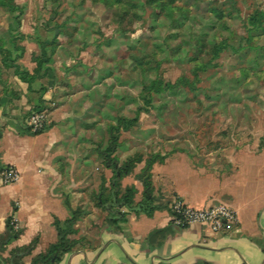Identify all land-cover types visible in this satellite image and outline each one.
<instances>
[{
  "label": "rangeland",
  "instance_id": "obj_1",
  "mask_svg": "<svg viewBox=\"0 0 264 264\" xmlns=\"http://www.w3.org/2000/svg\"><path fill=\"white\" fill-rule=\"evenodd\" d=\"M50 91L99 148L139 115L115 160H264V0H0V117Z\"/></svg>",
  "mask_w": 264,
  "mask_h": 264
},
{
  "label": "crops",
  "instance_id": "obj_2",
  "mask_svg": "<svg viewBox=\"0 0 264 264\" xmlns=\"http://www.w3.org/2000/svg\"><path fill=\"white\" fill-rule=\"evenodd\" d=\"M49 94L41 98L47 126L40 134L0 117V168L18 172L15 183L0 186V239L9 226L16 234L0 241V264H264V160L228 155L202 166L178 152L157 161L149 174L152 205L159 208L150 215L137 210L145 199L140 176L147 160L135 161L116 183L117 200H130L116 208L122 214L116 222L104 203L112 201L116 168L128 161L114 159L116 167L106 161L108 146L85 139L89 132L78 124L73 130L70 115L57 107L59 94ZM35 104L22 100L19 111L33 112ZM116 154L118 147L112 159ZM176 201L195 210L225 204L237 223L217 234L197 224L178 227ZM74 212L79 215L68 230ZM60 231H67L68 251L47 259Z\"/></svg>",
  "mask_w": 264,
  "mask_h": 264
},
{
  "label": "built area",
  "instance_id": "obj_3",
  "mask_svg": "<svg viewBox=\"0 0 264 264\" xmlns=\"http://www.w3.org/2000/svg\"><path fill=\"white\" fill-rule=\"evenodd\" d=\"M23 126L31 133H42L46 129L44 112L33 111L24 119ZM18 172L13 167L0 168V186L15 183ZM174 214V224L178 227H188L194 224L208 227L213 233H222L231 229L237 223V214L231 207L220 204L204 210H195L176 201L171 207Z\"/></svg>",
  "mask_w": 264,
  "mask_h": 264
},
{
  "label": "trees",
  "instance_id": "obj_4",
  "mask_svg": "<svg viewBox=\"0 0 264 264\" xmlns=\"http://www.w3.org/2000/svg\"><path fill=\"white\" fill-rule=\"evenodd\" d=\"M17 72L20 71V67L19 65H15ZM23 72V71H22ZM37 74V72H35ZM36 74H31L29 71H24V75L22 74V76H24V78H22V81L27 82L28 84H32L35 82V80L38 79V77L36 76ZM21 75V74H20ZM39 111H41V108H39ZM139 123V115H137L135 118L131 119V120H126V119H121L118 122L117 126H114L110 129V140L108 143V148L105 152V159L106 161H109L113 166H117V162L114 161V159H112V154L115 153L118 145V140H119V136L120 133L122 132H128L130 131L132 128L136 127ZM36 134H40V133H36ZM0 137H1V133H0ZM157 161L159 162H163L164 158H160V157H152L150 159H148L146 161V167L142 173V175L140 176V180L142 181L143 185H144V202L137 208L138 211H142V209H145V212L150 215L152 213L153 210L158 209L159 207H154L152 205V184H151V176L149 174V169L151 168V166L156 163ZM133 162L135 161H129L127 162L123 167L120 168H116V177L113 181V191L116 189L117 192L114 193V195L112 194V201L113 198H116L117 200V196H118V187H117V182L119 181L117 174H120V177L125 174L126 172H129L133 166ZM124 201H118L117 203H125L124 207H128L130 206V200L127 199V197L123 198ZM110 202H106L104 204L107 203H111ZM105 208V207H104ZM106 209V208H105ZM114 210H116V208H114ZM79 213L78 212H74L72 218L66 223L67 225V229L71 230L72 226L74 225V223L76 222L77 218H78ZM113 217L116 219L115 221L118 222L117 219H121L118 218L117 215H113ZM9 228V232L10 234L5 238H1L0 241L3 244L8 243L12 238H14L16 236L15 233L12 232L10 226ZM60 234V243L58 244V246L54 247L51 249V251L49 252V255L46 257L47 259H50V257L54 256L55 254L59 253L60 251H68V246H67V241L65 240V236L67 234V231L64 232H59ZM42 260H45V258H41Z\"/></svg>",
  "mask_w": 264,
  "mask_h": 264
},
{
  "label": "water",
  "instance_id": "obj_5",
  "mask_svg": "<svg viewBox=\"0 0 264 264\" xmlns=\"http://www.w3.org/2000/svg\"><path fill=\"white\" fill-rule=\"evenodd\" d=\"M117 176H118V179H119V178H120V174L118 173ZM115 192H117L116 189L113 191L112 194L114 195ZM123 206H125V203H120V204L117 203L116 198H113V201H112L111 203H107V204L104 205V207L106 208V210H107L111 215H117L118 218H122V214L120 213V211H118V210H114V208H117V207H123ZM138 210H139V209H138Z\"/></svg>",
  "mask_w": 264,
  "mask_h": 264
}]
</instances>
